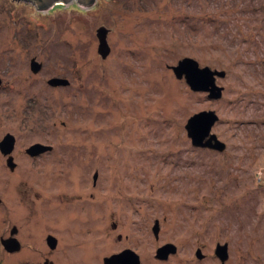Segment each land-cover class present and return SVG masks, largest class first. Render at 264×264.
Listing matches in <instances>:
<instances>
[{
	"label": "rangeland",
	"instance_id": "obj_1",
	"mask_svg": "<svg viewBox=\"0 0 264 264\" xmlns=\"http://www.w3.org/2000/svg\"><path fill=\"white\" fill-rule=\"evenodd\" d=\"M185 56L225 71L219 98L175 77ZM0 77V136L16 142L13 169L0 152V240L16 226L21 242H0V264H103L124 247L220 264L218 242L225 264H264V0H0ZM201 110L223 150L191 144ZM37 142L52 151L25 154Z\"/></svg>",
	"mask_w": 264,
	"mask_h": 264
},
{
	"label": "water",
	"instance_id": "obj_2",
	"mask_svg": "<svg viewBox=\"0 0 264 264\" xmlns=\"http://www.w3.org/2000/svg\"><path fill=\"white\" fill-rule=\"evenodd\" d=\"M35 3L37 6L44 4L48 0H26ZM82 3H89L91 0H80ZM107 29L104 26H100L96 29V35L98 38L97 50L102 57H105L109 53V45L106 41ZM41 67V63L36 61L34 58L30 60V69L32 72H37ZM176 78H184L188 86L194 91H205L207 92L208 98H219L221 96L222 86L216 83V77H222L225 74L224 70L211 69L208 66H199L198 62L192 57H183L179 59L176 64L170 65ZM47 83L51 86L66 85L68 80L64 77L53 76L47 80ZM218 119L217 114L214 110H201L193 113L186 120L184 125L186 133L190 138L193 146L208 147L223 150L224 142L219 140L217 135L211 132L213 123ZM13 147V136L7 133L0 140V150L6 154ZM50 145L42 143H33L27 147L26 151L35 156L44 150L50 149ZM7 166L10 169L15 167V163L12 156H8L6 159ZM95 178V173L94 177ZM159 230L158 220L154 221L152 231L157 236ZM15 232V227L11 229V234ZM47 244L53 248L56 245V240L53 235H47ZM3 248L9 252L16 251L20 248V243L17 238L13 235L1 238L0 240ZM176 251V246L173 243L166 242L161 246L157 247L155 257L158 259H166L169 254ZM214 254L220 260V264H224L228 257L227 242L216 243L214 248ZM195 255L198 258L203 257L201 249L198 247L195 251ZM103 264H140L138 254L132 249H124L120 252L106 255L102 258ZM43 264H54L50 260L43 261Z\"/></svg>",
	"mask_w": 264,
	"mask_h": 264
},
{
	"label": "flooded vegetation",
	"instance_id": "obj_3",
	"mask_svg": "<svg viewBox=\"0 0 264 264\" xmlns=\"http://www.w3.org/2000/svg\"><path fill=\"white\" fill-rule=\"evenodd\" d=\"M1 77H0V81H1ZM7 133H9V132H6L5 134H7ZM4 134V135H5ZM11 135H13L12 133H10ZM4 135H2V137L4 136ZM1 136H0V140H1V138H2ZM13 138H14V142H13V147L11 148V150L9 151V153H7L6 154V157H5V162H6V159L8 158V156H12V159H13V161H14V163H15V165H16V161L14 160L15 159V153H14V148H15V144H16V142H15V136L13 135ZM50 145V144H49ZM26 149H27V147H25L24 148V152H25V154H28L27 153V151H26ZM53 149V148H52ZM51 150V149H50ZM50 150H48V151H50ZM52 151V150H51ZM1 152V154L2 155H4L5 156V154L2 152V151H0ZM29 155V154H28ZM95 173V172H94ZM97 176H98V174H97V172L95 173V178L92 180V185H96V183H97ZM0 201H1V197H0ZM13 227H15V232H13V234H11V229L13 228ZM11 229H10V231H9V235L8 236H10V235H13V236H15L16 237V230H17V228H16V226H12L11 227ZM47 235H53L54 237H55V240H56V244H58V240H57V237L52 233V232H47L46 234H45V237H44V240H45V243H46V245L48 246V248H50V250H53L54 248H55V246L53 247V248H51L48 244H47V241H46V237H47ZM155 236V235H154ZM118 237H120V235L118 236ZM156 237V236H155ZM17 238V237H16ZM17 240L19 241V239L17 238ZM19 243H20V248H21V242L19 241ZM20 248L18 249V250H20ZM127 248H129V247H124V248H122L121 250H119V251H117V252H120V251H122V250H124V249H127ZM129 249H132V248H129ZM18 250H16V251H18ZM133 250V249H132ZM7 251V250H6ZM15 251V252H16ZM134 251V250H133ZM49 252V251H48ZM48 255L47 254H45L44 256H43V258H44V261L45 260H50V261H52L53 262V260H51L50 258H48L47 257ZM106 256V255H105ZM104 257V256H103ZM169 257V256H168ZM228 258V257H227ZM227 260V259H226ZM226 260H225V262H226ZM225 262H224V264H225ZM54 263V262H53ZM42 264H43V262H42ZM55 264V263H54Z\"/></svg>",
	"mask_w": 264,
	"mask_h": 264
}]
</instances>
